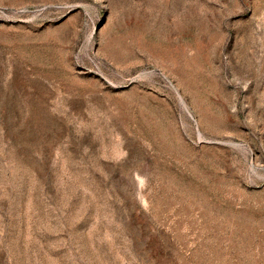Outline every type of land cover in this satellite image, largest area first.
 <instances>
[{
  "label": "rangeland",
  "instance_id": "374dc122",
  "mask_svg": "<svg viewBox=\"0 0 264 264\" xmlns=\"http://www.w3.org/2000/svg\"><path fill=\"white\" fill-rule=\"evenodd\" d=\"M0 264H264V0H0Z\"/></svg>",
  "mask_w": 264,
  "mask_h": 264
}]
</instances>
